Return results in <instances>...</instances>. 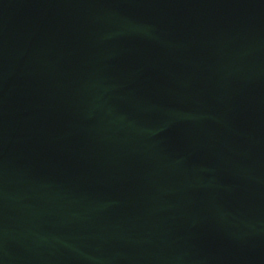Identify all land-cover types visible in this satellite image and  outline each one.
I'll list each match as a JSON object with an SVG mask.
<instances>
[{
	"label": "water",
	"instance_id": "95a60500",
	"mask_svg": "<svg viewBox=\"0 0 264 264\" xmlns=\"http://www.w3.org/2000/svg\"><path fill=\"white\" fill-rule=\"evenodd\" d=\"M0 264H264V0H0Z\"/></svg>",
	"mask_w": 264,
	"mask_h": 264
}]
</instances>
